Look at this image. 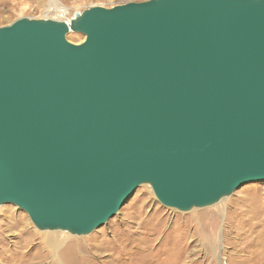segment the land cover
Wrapping results in <instances>:
<instances>
[{"label":"water","instance_id":"obj_1","mask_svg":"<svg viewBox=\"0 0 264 264\" xmlns=\"http://www.w3.org/2000/svg\"><path fill=\"white\" fill-rule=\"evenodd\" d=\"M253 181L264 0L129 1L0 26V205L37 229L88 234L141 184L187 211Z\"/></svg>","mask_w":264,"mask_h":264},{"label":"rangeland","instance_id":"obj_2","mask_svg":"<svg viewBox=\"0 0 264 264\" xmlns=\"http://www.w3.org/2000/svg\"><path fill=\"white\" fill-rule=\"evenodd\" d=\"M129 1L144 0H0V26L21 17L69 21L90 6ZM65 36L73 43L85 37L74 31ZM217 210L222 214L214 230L207 225ZM248 216L261 224L232 232L229 223L244 227ZM257 234L256 248L264 256V181L247 182L214 204L187 211L163 205L148 184H141L115 215L84 235L39 230L18 206L1 204L0 264H250L256 251L248 246ZM56 240L62 245L53 255L49 243Z\"/></svg>","mask_w":264,"mask_h":264},{"label":"bare ground","instance_id":"obj_3","mask_svg":"<svg viewBox=\"0 0 264 264\" xmlns=\"http://www.w3.org/2000/svg\"><path fill=\"white\" fill-rule=\"evenodd\" d=\"M212 213V212H211ZM220 214H222V211H221V213L217 210L216 212H214L213 214H212V216L213 217H211V216H209L210 218H213L214 220H212V221H210L209 223H208V225L207 226H209V227H211V229H214L216 226H217V222H218V216L220 215ZM202 216V215H205V213L203 214H193V216H191V218H195L194 220H196L197 219V217H199V216ZM210 215V214H209ZM226 215V214H225ZM217 221V222H216ZM260 221H261V219H254L253 217H250V216H248V217H246L245 219H244V221H243V223H244V227H242V226H240V224H235V223H229V225H232V224H234L232 227H231V230H232V232H234V233H236V235L237 234H239V233H242L245 229H247V227H253V226H258L259 224H261L260 223ZM198 222V221H197ZM196 222V223H197ZM197 225V224H196ZM207 228V227H206ZM245 228V229H244ZM205 229V228H204ZM215 230V229H214ZM254 232V231H253ZM229 235V234H228ZM227 235V236H228ZM47 237V236H46ZM236 237V236H235ZM240 237V236H239ZM251 237H253L252 235H251ZM253 238H258L257 240H255V239H253ZM253 238H251V243H249L250 244V246H248L249 248H248V251H251V253L253 254L255 251H256V253H254V255H252V260L250 261V264H264L263 263V258H264V256H261V251H258L257 250V244L261 241L260 240V235L259 234H257L256 236H254ZM236 240V239H235ZM238 241V240H237ZM237 241H235L234 243L236 244V243H238ZM50 245H52L53 247H54V249H53V255L55 254L56 255V253H57V250L60 248V246L62 245V242H60L59 240H56V241H52V242H50L49 243ZM261 246V245H260ZM69 249H71L72 250V246H70L69 247ZM52 250V249H51ZM247 251V250H246ZM55 259V258H54ZM251 259V258H250ZM55 261V260H54ZM249 264V263H248Z\"/></svg>","mask_w":264,"mask_h":264}]
</instances>
